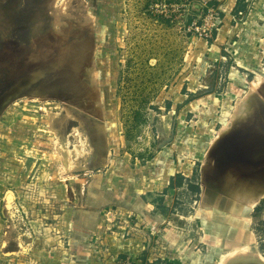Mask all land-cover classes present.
<instances>
[{
    "label": "rangeland",
    "instance_id": "obj_1",
    "mask_svg": "<svg viewBox=\"0 0 264 264\" xmlns=\"http://www.w3.org/2000/svg\"><path fill=\"white\" fill-rule=\"evenodd\" d=\"M196 2L0 0V103H8L0 114V264L70 263L69 224L86 209L89 186L114 184L134 164L147 170L173 143L183 148L171 157L183 186L160 201L167 216L155 239L139 232L151 239L148 261L118 264H228L246 252L264 261V154L255 164L242 157L264 153L263 141L215 151L233 133L257 130L251 122L264 123L255 113L264 102V0H248L234 23L250 26L255 67L247 77L241 71V88L228 90L229 58L210 61L198 41L213 37L196 30L208 8L220 12L208 0L198 11ZM193 77L201 86L189 97L202 100L186 114L178 98ZM17 81L25 84L20 92ZM106 212V235L127 239L141 230L136 213Z\"/></svg>",
    "mask_w": 264,
    "mask_h": 264
},
{
    "label": "crops",
    "instance_id": "obj_2",
    "mask_svg": "<svg viewBox=\"0 0 264 264\" xmlns=\"http://www.w3.org/2000/svg\"><path fill=\"white\" fill-rule=\"evenodd\" d=\"M208 1H210L208 5L216 6L220 12L221 25L215 31L211 41L202 40L198 43L209 55L210 61L214 63L224 64V61L229 58V61L225 63L228 80H226L227 86L225 85L224 88L226 87V90L231 88L230 86L241 88L242 83L245 81L241 71L247 77V74L254 73L253 67H255L254 56L256 52H254L251 41H247L251 30L250 26L247 25V22L243 25H234L237 18L242 21L239 16L245 14L248 10V0H244V5L241 6L239 0ZM196 3L198 4H194V6L198 11H205L203 3L201 4L199 0ZM241 30H243L242 33L238 35ZM195 41H197V38L194 39ZM201 66L203 67L202 64ZM203 71H205V68L204 70L201 69L202 73ZM184 86L187 87V85ZM199 86H201V83L196 77H193L191 84L187 87V93L180 95L178 98V103L184 104V111H186L184 113L187 114V110L193 104L200 103L202 100V98L192 100V97H189L190 95L193 97L197 95L196 90ZM224 141L215 149L216 152L218 151V155L221 154L219 148L226 146L227 141ZM99 151L106 160V151L101 152L100 149ZM180 152L183 153L181 146L174 145V143L172 146L167 144L160 149V154L156 159H151L146 164L147 170L134 164L133 168L128 167L126 170L125 167L124 170L127 174L120 177L114 184L110 180L102 179L94 182V186H89L85 198L86 209L80 213L77 220H73L69 224V228L75 236L72 239L74 247L72 260L68 264H118L121 259L129 260V257L140 258L142 263L147 262L150 248L149 241L154 240L155 233L162 230L161 226L167 216L166 209L161 208L159 203L163 201L164 197H167L165 195L167 189H177L183 186L182 180L176 182V176L180 179L183 177L181 166H174L171 161V157L175 154L178 155ZM226 154L223 152L221 155ZM155 179L158 181L157 183H155ZM179 182H182V184L178 185ZM141 187L147 189L146 191L149 194L141 191ZM162 189L164 190L162 191ZM108 210L115 211L116 214L121 211L136 213L141 230H135L138 233L127 239L106 235L105 217L112 214L106 212ZM139 232L146 233L151 239H147ZM76 249L79 251H75ZM108 257L110 260H108Z\"/></svg>",
    "mask_w": 264,
    "mask_h": 264
},
{
    "label": "bare ground",
    "instance_id": "obj_3",
    "mask_svg": "<svg viewBox=\"0 0 264 264\" xmlns=\"http://www.w3.org/2000/svg\"><path fill=\"white\" fill-rule=\"evenodd\" d=\"M261 86V85H260ZM260 86H259V84L256 82V85H254V87H253V92H256V91H258V89L260 88ZM253 97H255V96H252V98ZM254 99V98H253ZM255 102H258V101H255ZM256 110H255V113H259V114H264V102H263V104L262 103H257L256 104ZM254 118V117H253ZM251 124V126L252 127H249L250 129H252V128H254V129H252L251 131L253 132V130H255V128L257 129V130H255L253 133H248V131L245 133V134H242V133H240V134H235V133H233L232 135H233V140L234 141H228V143H226L225 145L226 146H224V147H220L219 148V152L222 154L223 152L224 153H227V151H228V148L227 147H232V145H233V143H239V142H244L245 144H247V139H248V142H249V140H254L255 142H259V141H263V142H259V144L260 143H263V147H264V123H263V125L261 124L260 126H261V128L259 127V125L256 123V121H254V122H251L250 123ZM238 125H240V124H238ZM238 125H236V126H238ZM237 128V127H236ZM249 130V129H248ZM250 131V132H251ZM236 132V131H235ZM256 132V133H255ZM239 133V132H238ZM247 134V135H246ZM250 134V135H249ZM239 136V137H238ZM245 136V137H244ZM247 138V139H246ZM102 145V144H101ZM257 145H258V143H257ZM218 148V147H217ZM255 150L249 155V156H242V157H244V159H245V161H251V162H254L253 164H255L256 162H259L260 161V158H261V155L263 156V154L264 153H262L263 152V150H260V149H258V148H254ZM257 150H260V151H258V152H256ZM248 152H250V151H248ZM233 154H235V153H232V155ZM247 154V153H246ZM237 158V157H236ZM263 158H264V156H263ZM233 159V158H232ZM234 159H235V157H234ZM237 161V160H236ZM264 162V161H263ZM262 162V163H263ZM230 163V165H231V162H229ZM235 164V163H234ZM230 165H228L227 164V166H230ZM236 165V164H235ZM232 166V165H231ZM234 166V165H233ZM238 167V166H237ZM246 167H248V165H247V163L245 162L244 163V167H242V169L243 168H245L246 169ZM256 168V167H255ZM254 168V169H255ZM264 177H262V176H259V179H263ZM257 191V190H256ZM254 194V193H253ZM243 247V246H242ZM235 252V251H234ZM233 252V253H234ZM230 254V253H229ZM240 253H238V255H239ZM245 254V256H246V254H248L247 252L246 253H244ZM249 254H251V253H249ZM232 255V254H231ZM243 255V253L241 254V256ZM233 256H237V255H233ZM245 256H243V257H245ZM249 256V255H248ZM232 257V256H231ZM231 257H229V258H231ZM240 257V256H239ZM256 257H257V255H256ZM228 258V257H227ZM228 258V259H229ZM227 259V260H228ZM225 261H226V259H224ZM230 260V259H229ZM257 260L259 261V259H258V257H257ZM260 262L262 263V264H264V261L262 260H260Z\"/></svg>",
    "mask_w": 264,
    "mask_h": 264
},
{
    "label": "water",
    "instance_id": "obj_4",
    "mask_svg": "<svg viewBox=\"0 0 264 264\" xmlns=\"http://www.w3.org/2000/svg\"><path fill=\"white\" fill-rule=\"evenodd\" d=\"M84 50V49H83ZM19 51H16L15 53H18ZM21 52V51H20ZM13 53V52H12ZM14 54V53H13ZM12 55V54H11ZM11 55H9L8 57H11ZM64 56V55H63ZM4 58H6L3 54H1L0 53V64H2V60L4 59ZM68 58L70 59L71 58V60H72V62H70V63H74V64H72L71 65V68H72V75H76V72L78 71V66L76 67L75 65H77V63L75 64V61H74V59H73V57L72 56H69V54H68ZM64 62H66L65 61V56H64ZM69 61V60H68ZM80 66V65H79ZM64 69L67 71V68H65V65H64ZM46 75V74H45ZM71 80H69L68 81V87H67V89L68 90H74V89H76V84H75V82L73 81V79H72V76H71V78H70ZM31 84H34V82H36V79L33 77H31ZM24 82H20V81H17V84H15V92H20V90H21V88L22 87H24L25 86V84H26V86H28L29 84H28V80L25 82V84H23ZM25 88V87H24ZM264 89V88H263ZM262 94V96L264 97V92L263 93H261ZM5 101L4 100H2L1 101V103H0V114L3 112V110H4V108L7 106V104L8 103H4ZM93 134H94V131H93ZM170 141V139H166L165 140V142H169ZM216 149H217V147H216ZM214 156V150L212 151V157ZM214 167V166H213ZM215 171H217V172H219V168H218V166L217 165H215ZM209 175H211V174H209ZM12 194V196L14 197V202H15V200H16V196H15V194H14V192H12V191H8L7 193H6V195L7 194ZM6 195H5V197H6ZM6 201V200H5ZM8 207V206H7ZM150 239V238H149ZM228 264H262L261 262H259L258 260H256V259H254L253 257H250V256H248V257H238V258H236V259H234V260H232L231 262H229Z\"/></svg>",
    "mask_w": 264,
    "mask_h": 264
},
{
    "label": "built area",
    "instance_id": "obj_5",
    "mask_svg": "<svg viewBox=\"0 0 264 264\" xmlns=\"http://www.w3.org/2000/svg\"><path fill=\"white\" fill-rule=\"evenodd\" d=\"M248 2V1H247ZM242 15V14H240ZM201 21V26H199V21L195 22V26L197 31L201 30V35H203L206 39H210L213 37L214 32L218 29V27L221 25V17L220 14L215 11L214 9H207V13L205 16L202 18Z\"/></svg>",
    "mask_w": 264,
    "mask_h": 264
},
{
    "label": "trees",
    "instance_id": "obj_6",
    "mask_svg": "<svg viewBox=\"0 0 264 264\" xmlns=\"http://www.w3.org/2000/svg\"><path fill=\"white\" fill-rule=\"evenodd\" d=\"M243 2H244V0H239V4H240V6L243 4ZM244 5V4H243ZM237 12V11H236ZM214 34H215V32H214ZM197 95H195L194 97H196ZM180 184H182V182H179V184L178 185H180Z\"/></svg>",
    "mask_w": 264,
    "mask_h": 264
}]
</instances>
